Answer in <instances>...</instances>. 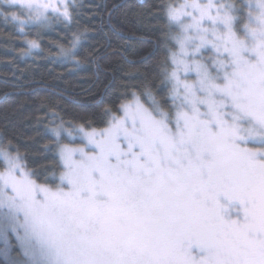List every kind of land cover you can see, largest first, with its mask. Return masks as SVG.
Segmentation results:
<instances>
[{"label":"snow or ice","instance_id":"1","mask_svg":"<svg viewBox=\"0 0 264 264\" xmlns=\"http://www.w3.org/2000/svg\"><path fill=\"white\" fill-rule=\"evenodd\" d=\"M76 7L2 0L0 16L20 30L47 26L49 12L71 25ZM160 8L159 98L146 83L103 111L107 127L77 128L95 152L61 145L55 190L54 170L0 147V256L14 238L11 264H264V0Z\"/></svg>","mask_w":264,"mask_h":264},{"label":"trees","instance_id":"2","mask_svg":"<svg viewBox=\"0 0 264 264\" xmlns=\"http://www.w3.org/2000/svg\"><path fill=\"white\" fill-rule=\"evenodd\" d=\"M173 1L76 0L71 25L51 19L45 27L26 24L22 30L0 16V147L25 157L30 168L54 170L48 184L55 185L62 167L50 132L54 123L102 128L103 111L118 106L126 92L139 94L146 83L156 85L159 98L169 34L160 5ZM33 41L38 47H30ZM18 253L13 238L9 258L0 256V264H11Z\"/></svg>","mask_w":264,"mask_h":264},{"label":"rangeland","instance_id":"3","mask_svg":"<svg viewBox=\"0 0 264 264\" xmlns=\"http://www.w3.org/2000/svg\"><path fill=\"white\" fill-rule=\"evenodd\" d=\"M0 2H2V0H0ZM42 2H43V0H42ZM51 2L53 4H55L56 0H51ZM175 2H177V0H174L171 3H175ZM21 18L25 19L26 17H21ZM51 19H55V18L52 16V13L49 12V20L51 21ZM142 102L145 103L146 107L149 106L147 101L142 99ZM81 126H83V125L72 123V122H62V121H57V124L54 123V125L51 126L50 132H51L52 136L54 137L55 149H56L58 156H59V151H60L61 145H68V147H70V148H83L89 154H92L95 152L94 146L88 144L87 138L82 133H79L78 131H76V129L81 127ZM83 127L85 128L86 131H91V128H93V127L88 128L85 126H83ZM105 127H107V123L102 128H105ZM54 129H60L61 135H60L59 139H57L54 136V133H53ZM96 129H101V128H96ZM69 131L72 132L71 136L68 135ZM77 159H79V154H77ZM0 170H2V168H0ZM62 171H63V168H62ZM58 185H60L59 178H58L57 184H55V185H49L48 184V186L51 187L53 190H55ZM65 190H67V189L65 188Z\"/></svg>","mask_w":264,"mask_h":264}]
</instances>
